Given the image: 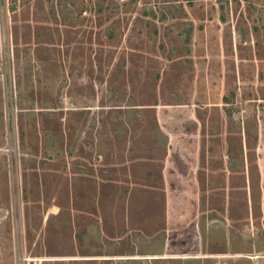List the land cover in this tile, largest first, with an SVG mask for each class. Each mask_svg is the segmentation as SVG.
I'll return each mask as SVG.
<instances>
[{
  "label": "rangeland",
  "instance_id": "obj_1",
  "mask_svg": "<svg viewBox=\"0 0 264 264\" xmlns=\"http://www.w3.org/2000/svg\"><path fill=\"white\" fill-rule=\"evenodd\" d=\"M0 264H264V0H0Z\"/></svg>",
  "mask_w": 264,
  "mask_h": 264
}]
</instances>
